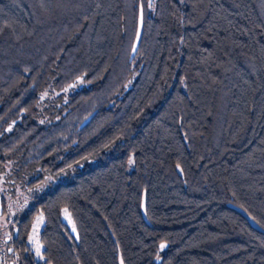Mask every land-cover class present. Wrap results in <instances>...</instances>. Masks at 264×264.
Instances as JSON below:
<instances>
[{
  "label": "trees",
  "instance_id": "trees-1",
  "mask_svg": "<svg viewBox=\"0 0 264 264\" xmlns=\"http://www.w3.org/2000/svg\"><path fill=\"white\" fill-rule=\"evenodd\" d=\"M0 179V264H264V0H0Z\"/></svg>",
  "mask_w": 264,
  "mask_h": 264
},
{
  "label": "rangeland",
  "instance_id": "rangeland-1",
  "mask_svg": "<svg viewBox=\"0 0 264 264\" xmlns=\"http://www.w3.org/2000/svg\"><path fill=\"white\" fill-rule=\"evenodd\" d=\"M87 87L88 85L83 81V79L78 78L73 83L63 88L62 90H56V91L45 90L40 94L39 109L41 110V112H43L42 114L45 116L44 114L45 111H43L44 107L46 108L47 106H50L53 104L58 105L59 103L63 102L65 98L67 97V95H69L70 93L78 89H84ZM38 119L42 120L43 117L40 118L39 116ZM58 180L59 178H57V180L50 179L48 183L45 185L46 186L52 185V183H56ZM39 186H37V189L40 188ZM0 190H2V193L5 194L4 196H5L6 201L7 200H8L7 202L11 201L8 204H6L5 209L1 208L0 206V244H1L2 241L10 237V234L8 233V225L11 219L14 217L16 210L22 208L18 206H20V204L24 205L26 201H22V197L18 196L19 192H16L15 197H11L8 193H6V186H3L1 179H0ZM63 217H64V220L69 225H72L71 219L67 212L64 211ZM42 222H43L42 217L38 215L33 223V226H32V229L29 235V243L31 244L32 250L36 258L38 259H42V255H41L42 245L38 241V234L41 229ZM2 249L3 248L0 246V256H2V253H3ZM5 259L7 261H10V263L13 262V260L10 257H6Z\"/></svg>",
  "mask_w": 264,
  "mask_h": 264
},
{
  "label": "water",
  "instance_id": "water-1",
  "mask_svg": "<svg viewBox=\"0 0 264 264\" xmlns=\"http://www.w3.org/2000/svg\"><path fill=\"white\" fill-rule=\"evenodd\" d=\"M142 28H143V19H142V12H139V17H138V23H137V30L135 34V38L133 41V46H132V56L136 53V50L138 48L141 36H142ZM89 119V117L84 121V123ZM228 206L238 213H240L248 222L249 224L256 230L263 232V228L242 208L234 205V204H228ZM141 212L143 218L147 220L146 218V212H145V198L143 196L142 198V203H141ZM8 252H11V249H8ZM119 264H123L121 257H119Z\"/></svg>",
  "mask_w": 264,
  "mask_h": 264
},
{
  "label": "flooded vegetation",
  "instance_id": "flooded-vegetation-1",
  "mask_svg": "<svg viewBox=\"0 0 264 264\" xmlns=\"http://www.w3.org/2000/svg\"><path fill=\"white\" fill-rule=\"evenodd\" d=\"M20 209H21V208H20ZM5 240H6V242H8V241H9V240H8V238H7V239H5ZM5 240H4V241H5ZM6 242H5V243H6ZM1 244H3V241H2V243H1ZM9 249H11V248H9ZM11 263H12V262H11Z\"/></svg>",
  "mask_w": 264,
  "mask_h": 264
},
{
  "label": "snow or ice",
  "instance_id": "snow-or-ice-1",
  "mask_svg": "<svg viewBox=\"0 0 264 264\" xmlns=\"http://www.w3.org/2000/svg\"><path fill=\"white\" fill-rule=\"evenodd\" d=\"M162 247H163V245H162Z\"/></svg>",
  "mask_w": 264,
  "mask_h": 264
}]
</instances>
